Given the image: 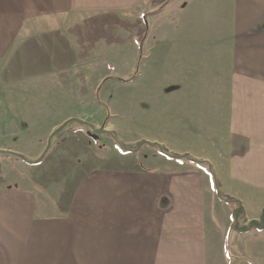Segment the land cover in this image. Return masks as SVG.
<instances>
[{"label":"rangeland","instance_id":"374dc122","mask_svg":"<svg viewBox=\"0 0 264 264\" xmlns=\"http://www.w3.org/2000/svg\"><path fill=\"white\" fill-rule=\"evenodd\" d=\"M26 1L0 0V228L11 222L21 229L22 221L33 222L25 236L3 240L9 264H106L105 181L113 189H128L129 196L132 186L140 185L134 193L143 197L141 192L154 184L163 188L165 179H182L187 188L203 193L214 264H226L222 239L211 234L215 231L230 232L224 243L231 244L233 264L243 260L239 254L250 236H261L248 252L255 264H264V234L233 230V205L216 195L206 166L166 158L147 145L137 154L122 153L109 135L115 132L126 145L146 141L209 161L233 191L232 169L223 161L236 151L249 152L242 151L254 124L246 100L259 90L242 84L239 76L231 84L235 72L218 47L228 40L216 34L236 23L233 8L207 0L193 23L187 21L173 37L174 26L185 25L190 0H145L142 13L101 11L82 21L64 12L44 15L48 7ZM146 10L153 13L147 28ZM174 18L183 23L176 20L170 27ZM73 118L94 128L71 123L49 142L54 130ZM85 187L89 192L82 191ZM16 192L32 200V209L18 204ZM236 199L247 220L240 225L260 220L263 204L257 205L258 213L248 195Z\"/></svg>","mask_w":264,"mask_h":264},{"label":"crops","instance_id":"0c3cea01","mask_svg":"<svg viewBox=\"0 0 264 264\" xmlns=\"http://www.w3.org/2000/svg\"><path fill=\"white\" fill-rule=\"evenodd\" d=\"M38 1L36 3L49 9L44 15L49 13L64 15L61 13L64 12L72 15L76 19L75 21H82L84 17H95L97 12L101 11H115L117 14L138 11L142 13L145 8L141 6L145 0ZM26 2H29V0ZM206 2L207 0L197 2L190 0L185 11L187 14L184 19L185 25L180 26V30H176L174 26V31L170 33V36H172V33L175 34L173 37L181 35L187 21L188 24L193 23V15L198 13L201 7L202 9L207 7ZM212 2L215 4L221 2L222 6L227 5L230 9L233 8L235 12V25H229L226 28L222 26L216 34H222V36L218 35L222 37L220 39L225 38L228 40V42L224 41L227 45H218V47H220L222 55L228 54L227 56L224 55L225 61L235 72L236 77L231 84L235 85L239 76L242 84L259 89L257 91L252 89L254 93L249 94V100H246L247 107H245V110L249 111L248 115L254 120V124L251 121L252 127H249L250 130L247 133L248 143L242 151L245 152L248 148L249 152L241 154L236 151L237 155L233 157L229 154L228 162L223 161L227 169H232L233 191L227 189L222 176L215 170L214 166L213 168L220 180L221 190L224 194L235 199H244L248 195L249 199L252 198L249 202H253L257 208V205L263 204L260 206L262 208L264 207V28H262L264 24V0H212ZM145 13L144 19L147 28L149 22H151L149 16H152L153 13L150 10H146ZM178 16L179 14L175 17ZM176 20L181 21L179 18H174L173 22L170 21L169 26L171 27V23L176 25L177 23L174 22ZM1 22L0 12V26ZM231 31L233 33L225 34ZM3 35L0 34V39ZM228 37H232L235 41L230 42ZM211 39L208 37V44ZM233 95H236V93H232L231 102L236 101ZM155 177L157 178V176ZM178 182L182 184L180 185ZM141 188L140 185H138V188L132 186L131 193L134 194L133 196H129L130 191L126 189L127 196L124 190L121 188L113 189L105 181L103 206L106 264H214L217 254H214L210 247L209 231L211 226L205 222L207 213L201 190L187 188L182 179L181 181L165 179L163 188L154 184L151 188L144 189L141 192L143 197L134 193ZM84 190L88 191L87 187L82 191ZM16 194L18 200H20L18 202L20 206L25 210L27 208L32 209L31 199H28L22 192H16ZM22 197L25 199H22ZM22 200H26L28 203ZM88 203L89 198L84 194L82 197V212L84 214L88 213ZM257 211L260 213V208ZM211 213L215 212L209 211V215ZM231 218L230 215V221ZM211 219L214 220L212 217ZM251 220H255V217ZM6 224L7 228H0V256L4 257L0 258V264L12 262L10 256H8L10 252L4 248L6 244L3 240H7L16 234L23 237L27 231L33 228L32 221H22L21 229L11 222ZM212 224L216 227L215 220L212 221ZM228 225H230V222ZM254 232L264 234V231ZM211 234H214L212 235L214 238L219 235L222 239V262L233 264L231 244L227 247L224 243L225 240H228L226 238L230 236V232L228 231L224 235L215 231ZM254 239L255 237L250 236L246 248L242 250L243 254H239V257L243 260L237 263H256L248 249L249 246L254 247L257 240L260 241L262 237L259 236L257 240ZM64 256H69L66 251Z\"/></svg>","mask_w":264,"mask_h":264},{"label":"trees","instance_id":"16d2710c","mask_svg":"<svg viewBox=\"0 0 264 264\" xmlns=\"http://www.w3.org/2000/svg\"><path fill=\"white\" fill-rule=\"evenodd\" d=\"M139 76L138 73H136L134 75V77H132L130 79V81L136 79ZM118 80H123V79H118ZM129 81V80H126ZM71 123H77L80 124L81 126H87L90 128H94L93 125H91L90 123L80 120V119H70L68 121H66L65 123H63L60 127H58L56 130H54L52 136L50 137L49 142H51V140L53 139V137L55 135H57V133L59 131L64 130L69 124ZM111 139L113 142H115V147L122 153H130V154H137L141 151V149L143 148L144 145L153 147V148H157L158 152L169 159L172 160H180L182 162L188 161V162H192L194 164L200 165V166H206L208 169V173L209 176L214 184V188H215V192L216 195L219 197V199L229 205H233V214H232V224H233V230H236L242 234H246L249 232H252L253 230L259 231V232H263L264 231V211L263 213H261V218L259 221L257 220H251L248 222V224L246 225H240V221L242 220L243 222L247 221L246 217H245V211H244V207L242 205V202L239 201L238 199L232 198L226 194H224L221 190V183L220 180L218 179L215 170L213 168V165L208 162V161H202L199 159H196L190 155L187 154H183V155H179L176 153H173L171 151H169L166 147H164L163 145L160 144H151L149 142L146 141H140L138 142L135 146H130V145H126L125 143H123L116 135L115 132H110L109 133ZM49 147L50 145L47 147L46 151L39 157V163H43L46 159V157L48 156V152H49ZM17 157L21 158L22 160H24L25 162L29 163V164H33V162L31 160H29V158L17 155Z\"/></svg>","mask_w":264,"mask_h":264},{"label":"water","instance_id":"95a60500","mask_svg":"<svg viewBox=\"0 0 264 264\" xmlns=\"http://www.w3.org/2000/svg\"><path fill=\"white\" fill-rule=\"evenodd\" d=\"M96 131L99 132V133H103V132H105L104 129H96Z\"/></svg>","mask_w":264,"mask_h":264}]
</instances>
